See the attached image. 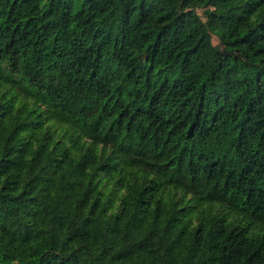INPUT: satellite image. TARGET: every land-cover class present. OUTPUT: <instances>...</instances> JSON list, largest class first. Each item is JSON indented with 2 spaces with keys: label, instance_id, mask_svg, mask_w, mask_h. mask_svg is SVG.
<instances>
[{
  "label": "trees",
  "instance_id": "trees-1",
  "mask_svg": "<svg viewBox=\"0 0 264 264\" xmlns=\"http://www.w3.org/2000/svg\"><path fill=\"white\" fill-rule=\"evenodd\" d=\"M0 264H264V0H0Z\"/></svg>",
  "mask_w": 264,
  "mask_h": 264
},
{
  "label": "rangeland",
  "instance_id": "rangeland-1",
  "mask_svg": "<svg viewBox=\"0 0 264 264\" xmlns=\"http://www.w3.org/2000/svg\"><path fill=\"white\" fill-rule=\"evenodd\" d=\"M198 11H199V15H201V17H202V13L200 12V9H198ZM216 46H219L220 48H223V46L219 43V40H218L217 36L214 33L209 32V35H208L206 41L204 42L203 47L200 50V55H202V56L206 55L209 51H211ZM229 53L235 54V52H229ZM159 63L161 65V69L159 71H163L166 68L167 64L164 63V58L162 56L160 57ZM179 85H180V83H179ZM186 86H187L186 81H184L179 86L178 90H184V88ZM157 101H158V99L155 98L153 100V103L157 104ZM111 188H112V186H110V187L107 186L106 190L104 191V196H108L109 199H110V197H112L111 194H110ZM116 202H118V199H114V198H113V200L110 199V201H109L110 208H115L116 207V204H115Z\"/></svg>",
  "mask_w": 264,
  "mask_h": 264
}]
</instances>
